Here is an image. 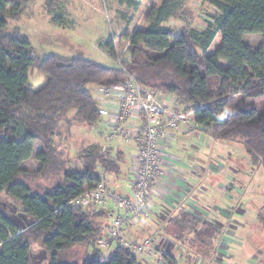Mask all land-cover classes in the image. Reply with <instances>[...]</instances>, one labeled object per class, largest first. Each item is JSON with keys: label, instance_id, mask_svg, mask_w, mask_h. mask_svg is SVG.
<instances>
[{"label": "trees", "instance_id": "obj_1", "mask_svg": "<svg viewBox=\"0 0 264 264\" xmlns=\"http://www.w3.org/2000/svg\"><path fill=\"white\" fill-rule=\"evenodd\" d=\"M205 1L218 14L204 31L181 34L165 26L177 18L181 0H161L159 6L150 7L145 16L147 28L127 37L129 60L120 63V68H109L81 58L38 55L19 30L7 33L9 20L20 22L30 2L0 0V201L16 205L36 222L20 233L0 207V264H33V243L38 241V252L47 255L45 264H65L59 262V254L90 238L95 239L92 253L81 264L143 263L123 245H114L107 255L98 248L112 221L110 208L90 211L68 205L103 176L119 175L124 153L111 148L86 153L81 162H69L63 181L44 194L35 193L19 180L29 174L23 163L36 160L42 167L47 164L58 123L69 113L74 112L75 120L90 126L101 122L88 87L110 86L132 77L172 95L194 107L195 122L205 135L220 143L241 144L251 165L264 171V0ZM127 3L140 8L134 0ZM52 22L66 26L61 16ZM220 33L221 47L213 55H201L198 49L208 51ZM253 35L263 37L258 48L244 41ZM105 45L108 55L116 58L113 40ZM31 70L44 74L47 83L33 89ZM213 78L218 84L214 95L210 92ZM250 99L260 100V107L247 103ZM37 143L43 150L35 151ZM105 216L106 233L94 223ZM167 223L171 232L165 229L161 235L180 240L191 233L193 245L204 249L211 248L219 232L216 221L202 219L188 209L171 214Z\"/></svg>", "mask_w": 264, "mask_h": 264}, {"label": "rangeland", "instance_id": "obj_2", "mask_svg": "<svg viewBox=\"0 0 264 264\" xmlns=\"http://www.w3.org/2000/svg\"><path fill=\"white\" fill-rule=\"evenodd\" d=\"M127 1L27 0L30 3L25 17L20 22L9 20L7 33L14 29L19 30L38 55H54L62 59L81 58L105 67L120 68V63L130 58L127 37L132 36L135 31L147 28L146 13L151 5L159 4L161 0H134L140 3L139 9L129 5ZM181 3L177 18L165 24L176 34L193 29L204 31L212 21V16L218 14L205 0H181ZM48 10L53 13L50 15ZM57 16L63 18L66 26L53 24L52 18ZM262 38V35L246 36L244 41L251 47L258 48ZM110 40H113L116 58L108 55L105 49L106 42ZM221 44L220 33L208 51L198 49V52L201 55H213ZM221 65L227 66L224 62ZM154 77L157 78L156 75ZM29 82L33 89H39L47 83V77L37 70H31ZM87 91L95 98L93 87H88ZM210 92L213 95L218 92L216 78L210 81ZM247 103H256L259 107L261 105L260 100L250 99ZM178 104L180 110H194L188 103ZM74 114L69 113L58 123L53 137L54 148L47 151L48 162L45 166L42 167L36 160L22 165L29 174L20 176L19 180L29 185L35 193L44 194L59 185L69 162H81L86 153L98 154L105 148V124L102 117L100 123L90 126L75 120ZM179 138H183L182 148L200 149L197 153H193L194 150L189 153H192L190 157H199L197 162L195 160L199 163L198 168L204 167L200 173L204 174V180L198 176L194 181H198L199 186L198 192L192 194L193 201L196 202L191 205L192 210L202 219L216 221L219 232L211 248H200L199 254L194 253L198 250L193 245L194 238L191 233L180 240L173 238L175 243L163 234L166 240H171V256L182 257L181 264H264V171L251 165L241 144L220 143L205 135L201 137L202 142H199V137L182 135ZM35 149L41 151L43 147L37 143ZM123 153L120 174L106 177L105 180L113 193L122 194L121 188H129L133 181L131 154L127 149ZM38 186L42 189H38ZM110 210L112 213L116 212L114 206ZM106 222V216L96 218L95 228L98 226L99 231L106 233ZM172 232L176 235L177 230L173 228ZM154 233L153 231L150 235ZM94 242L95 239L90 238L86 243L60 253L59 262L81 264L91 254ZM114 247L101 251L107 255ZM33 249L32 259L33 264H36L39 261L41 242H34Z\"/></svg>", "mask_w": 264, "mask_h": 264}, {"label": "built area", "instance_id": "obj_3", "mask_svg": "<svg viewBox=\"0 0 264 264\" xmlns=\"http://www.w3.org/2000/svg\"><path fill=\"white\" fill-rule=\"evenodd\" d=\"M94 90L105 124L103 152L107 148L122 153L127 149L131 154L134 170L131 192L129 196L113 193L105 181L110 177L107 175L68 205L90 211L115 207L117 214L112 217L107 237L98 241L99 249L108 250L120 244L145 264H173L170 242L163 235L157 233L132 241L126 237V225L129 220L139 223L147 220L151 198L167 199L173 194H183L173 183L176 166L181 162L172 152V144L180 135L196 138L205 133L192 112L179 109L176 97L144 86L132 77L110 86H95ZM202 170L192 169L191 173L200 175Z\"/></svg>", "mask_w": 264, "mask_h": 264}, {"label": "crops", "instance_id": "obj_4", "mask_svg": "<svg viewBox=\"0 0 264 264\" xmlns=\"http://www.w3.org/2000/svg\"><path fill=\"white\" fill-rule=\"evenodd\" d=\"M160 3H161V1H160ZM160 3L157 5H151V7L152 6H159ZM182 140H183V138H179V136H178L177 140L174 141L172 144V146H174V148H172V152L175 155H177L178 157L180 156L179 158H180V162H181L179 165L176 166L177 172H176V176L174 177L173 183L175 184L177 191L179 193L183 192V194L182 195H178V194L172 195L171 194L172 196L170 198H167V199H165V198H163V199L151 198L150 199L149 216H148L147 220L144 223H139L137 221H132V220L128 221V223L126 225V237L129 240H132V241L142 240V239L150 236V233L153 231L155 232L154 234H157L158 232H160L159 234H162V231H165V229H166V232H168L170 234L171 229L168 227V223H167L168 217L171 214H175L176 212H178L181 209H187L188 208L189 210H192V206L190 204L192 202H193V204H196V202L193 201L194 196H192V194L198 192L197 187L199 186V182L198 181L194 182V181H195V178L198 176L202 177L201 180H204V178H203V175H199V174L193 175L191 173V171L188 172L189 169L192 170V169H197L198 167H200V166H198L199 163H196L198 161L199 157H194V156L190 157V154H192V153H189V152L194 150L193 153H197L198 151H200V149L191 147V148H189L190 150H187V148H182L181 147V144L183 145ZM198 140H199V142L200 141L202 142L201 137H199ZM203 148H205V146ZM209 148L211 149L212 147H208V149ZM35 151L39 152L36 149H35ZM186 153H189V154H186ZM185 154H186V156H185ZM195 160H196V162H195ZM201 168L204 170V167H201ZM121 189L123 191H120V192H122L123 195H125V196L130 195L131 185L129 188L125 187L123 189V187H122ZM187 199L189 202L186 201ZM187 203H190V204L187 205ZM112 206L113 205H109L108 208H110ZM219 207L223 208V206H219ZM192 211H195V210H192ZM114 214H117V211ZM126 217H127V215H126ZM171 240L174 242L173 238ZM200 248L201 247L195 246V249L198 251H194V253L199 254ZM201 249H204V248H201ZM181 259H182V257L181 258L174 257L176 264H178V263L181 264V261H180Z\"/></svg>", "mask_w": 264, "mask_h": 264}, {"label": "water", "instance_id": "obj_5", "mask_svg": "<svg viewBox=\"0 0 264 264\" xmlns=\"http://www.w3.org/2000/svg\"><path fill=\"white\" fill-rule=\"evenodd\" d=\"M0 207L4 210L2 211L6 218L16 226L20 233L25 232L36 223L34 220L29 219L25 214H23L20 209L12 203L0 201ZM38 259L39 261L36 264L45 262V260H47V255L42 252L39 254Z\"/></svg>", "mask_w": 264, "mask_h": 264}]
</instances>
